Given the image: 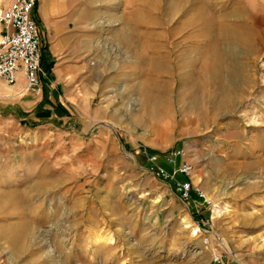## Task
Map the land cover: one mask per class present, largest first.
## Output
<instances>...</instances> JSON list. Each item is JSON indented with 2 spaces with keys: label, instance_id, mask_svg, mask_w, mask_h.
<instances>
[{
  "label": "rangeland",
  "instance_id": "1",
  "mask_svg": "<svg viewBox=\"0 0 264 264\" xmlns=\"http://www.w3.org/2000/svg\"><path fill=\"white\" fill-rule=\"evenodd\" d=\"M172 12L169 42L158 37L165 26H154L153 64L136 41L146 26L132 41L126 23H106L92 59L106 73L92 77L97 90L58 91L26 117L0 92V227L29 228L14 243V231L0 228V264H212L213 246L264 264V17L252 20L260 25L252 73L235 86L201 68L200 14ZM181 150L176 160L192 165L203 192L202 201L192 191L196 205L151 171L171 169L168 158ZM16 191L18 212L5 202Z\"/></svg>",
  "mask_w": 264,
  "mask_h": 264
},
{
  "label": "crops",
  "instance_id": "2",
  "mask_svg": "<svg viewBox=\"0 0 264 264\" xmlns=\"http://www.w3.org/2000/svg\"><path fill=\"white\" fill-rule=\"evenodd\" d=\"M171 11L179 13L180 17L187 12L200 14L204 44L201 68L216 69L220 77L231 78L235 86L242 85L241 77L252 73L249 63L252 56L251 33L252 28H260L252 20L258 15L264 17V0H36L32 15L40 37L41 91L38 94L25 91L24 76L20 73L14 84H5L0 80V92L4 93L8 103L14 105V111L19 116L26 117L49 107L58 91L97 90V87L91 89L92 77L106 73L100 71V66L93 65L92 59L98 58V43L106 23H126L125 27L134 28L138 33L140 24L144 25L143 28L146 26L145 33L136 41L139 43L141 40L144 51L141 56L146 54L150 57L148 61H152L156 44L154 26L156 23L161 28L165 26L160 32L163 31V35L158 37L163 45L169 42ZM187 20L181 18L179 24L187 23ZM117 30L114 28V31ZM212 31L216 34H210ZM186 38L181 36L179 41L183 43ZM144 43L150 49H144ZM231 45L238 47L232 49ZM184 55L185 48H180L178 74L186 68ZM162 58L167 66V76L171 66L164 56ZM146 66L150 69L148 63ZM225 80L221 78L222 83ZM225 91L223 89L222 93ZM195 195V198L204 200ZM192 199L190 202L196 205V199L193 196ZM221 253L224 264H253L238 255Z\"/></svg>",
  "mask_w": 264,
  "mask_h": 264
},
{
  "label": "built area",
  "instance_id": "3",
  "mask_svg": "<svg viewBox=\"0 0 264 264\" xmlns=\"http://www.w3.org/2000/svg\"><path fill=\"white\" fill-rule=\"evenodd\" d=\"M36 0H12L7 6L0 8V80L7 84H14L20 73L25 80V90L31 93H39L41 90V52L38 27L32 15ZM183 152L177 151L168 160L171 169L162 165H152L151 171L163 180H172L174 188L181 200L189 203L193 201L192 191L199 197L203 192L192 183V165L188 161L178 162L177 156ZM152 163L157 160V155L149 157ZM181 174L185 178L178 179ZM198 225V230H200ZM204 242H209L207 235ZM212 264H224L221 251L212 247Z\"/></svg>",
  "mask_w": 264,
  "mask_h": 264
},
{
  "label": "bare ground",
  "instance_id": "4",
  "mask_svg": "<svg viewBox=\"0 0 264 264\" xmlns=\"http://www.w3.org/2000/svg\"><path fill=\"white\" fill-rule=\"evenodd\" d=\"M185 24V23H184ZM129 26V25H128ZM131 27H132V25H131ZM133 28V27H132ZM181 28V27H180ZM134 29V28H133ZM133 29H131L130 27L129 28H127V27H125V29H122L121 31L125 34V35H127L128 37H130V39H132V41L134 40V38L135 37H137V36H140L141 35V33L139 32H137L138 30H133ZM176 29V28H175ZM124 37V36H123ZM182 61V60H181ZM150 63H152L153 64V59H152V61L150 60ZM163 68V67H162ZM231 74V73H230ZM233 75V74H232ZM230 76V75H229ZM231 82V81H230ZM231 83H233V81L231 82ZM222 100H224V99H222ZM222 100L220 101V102H222ZM224 102V101H223ZM159 103H161V102H159ZM229 103V102H228ZM227 103V104H228ZM217 106H221V105H217ZM223 106V105H222ZM214 108V107H213ZM39 182V181H38ZM41 182V181H40ZM36 188L38 189V187L36 186ZM35 190V189H34ZM37 191V190H36ZM38 192V191H37ZM0 194H3V193H0ZM18 192L16 191V192H13L12 194H8L7 195V192H6V196H8L7 198H5V202L7 203V204H10L11 205V208H12V211H15V212H18V209H20L19 207H20V204H19V199H17V197H18ZM20 194V193H19ZM29 194V193H28ZM38 194V193H37ZM1 196V195H0ZM17 196V197H16ZM23 198V197H22ZM30 198V197H29ZM24 199V198H23ZM28 199V198H27ZM24 201V200H23ZM22 209V208H21ZM216 212H219V210L217 209L216 210ZM24 222V221H23ZM31 225V224H30ZM33 225V224H32ZM8 228V227H10L11 229H12V231H14L13 233H12V238L10 239V238H8V239H10V241H11V243H14V242H16V239H17V237L18 236H21V237H23V239L26 237V235H27V231H28V227L26 226V224L25 223H18V221H17V223H14V222H10V223H3L2 225H1V229H2V231H3V229H5V228ZM10 228H8V229H10ZM10 229V230H11ZM197 230V229H196ZM6 231H7V229H6ZM34 231V230H33ZM4 233H5V231H3ZM8 232V231H7ZM11 234V233H10ZM36 234V233H35ZM29 235V234H28ZM31 235V234H30ZM11 237V235H8V237ZM29 237V236H28ZM38 237V236H37ZM31 238V237H30ZM101 238L100 237H96V240H100ZM18 240V239H17ZM8 241V240H7ZM13 241V242H12ZM19 241V240H18ZM17 241V242H18ZM20 242V241H19ZM26 242V241H25ZM27 243V242H26ZM20 244V243H19ZM22 244V243H21ZM24 244V243H23ZM12 245V244H11ZM15 245V244H14ZM25 245V244H24ZM16 246V245H15ZM25 247V246H24ZM17 248H18V246H17ZM19 252V251H18Z\"/></svg>",
  "mask_w": 264,
  "mask_h": 264
}]
</instances>
